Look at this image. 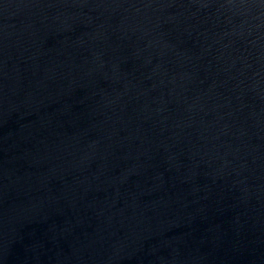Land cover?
I'll return each mask as SVG.
<instances>
[{
    "label": "water",
    "instance_id": "95a60500",
    "mask_svg": "<svg viewBox=\"0 0 264 264\" xmlns=\"http://www.w3.org/2000/svg\"><path fill=\"white\" fill-rule=\"evenodd\" d=\"M0 264H264V0H0Z\"/></svg>",
    "mask_w": 264,
    "mask_h": 264
}]
</instances>
